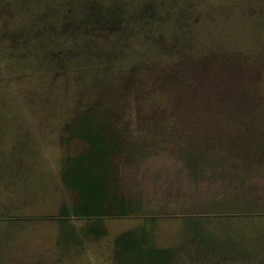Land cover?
<instances>
[{
    "label": "rangeland",
    "instance_id": "obj_1",
    "mask_svg": "<svg viewBox=\"0 0 264 264\" xmlns=\"http://www.w3.org/2000/svg\"><path fill=\"white\" fill-rule=\"evenodd\" d=\"M97 3L125 13L151 4L162 35L184 33L200 50H239L264 65V0H0V264H139L118 261L110 238L125 228L144 234L139 222L150 228L154 219L157 231L148 237L170 250L164 264H217L208 252L226 255L219 264H257L254 258H264V116L247 134L242 120L236 128L225 121L213 126L205 117L202 132L190 124L150 125L134 111L124 119L128 150L119 175L133 219H108L110 230L100 240L83 230L66 240L59 215L72 200L60 171L67 156L86 146L66 131L76 114V80L54 77L52 65L37 58L45 46L73 49L79 41L64 47L61 32L69 18ZM134 27L139 38L150 37L148 28ZM130 46L116 48L120 58L143 50L136 45L129 54ZM218 73L209 71L208 96L229 87ZM262 74L260 102L264 67ZM237 142L241 148L233 147Z\"/></svg>",
    "mask_w": 264,
    "mask_h": 264
},
{
    "label": "trees",
    "instance_id": "obj_2",
    "mask_svg": "<svg viewBox=\"0 0 264 264\" xmlns=\"http://www.w3.org/2000/svg\"><path fill=\"white\" fill-rule=\"evenodd\" d=\"M153 7L136 4L131 13H125L122 7L88 4L84 11L68 19L64 34L61 32L59 36L64 47L66 41L78 40L73 49L64 52L63 48L54 49L55 45L45 46L41 49L42 57L37 58L52 65L54 77L66 75L76 80V114L66 131L86 146L78 154L67 156L62 165L61 182L72 201L61 206L59 219L65 220L62 225L66 228L72 219L85 222L83 231L97 239L106 234L104 219L130 218L134 212L119 180L120 165L128 150L129 123L125 117L130 118L135 111L137 117L150 121V125L167 122L178 128L184 124L191 125V131L202 132V123H207L205 117H212L213 126H218L215 122L223 125L225 121L236 128L242 120L248 134L264 116L261 105L264 102H260L263 64L239 50H200L184 33L162 35V29H157L160 22H155L158 13ZM126 17L132 20L127 22ZM134 26L148 28L150 37L139 38ZM126 42L131 45L129 54L136 51V45L143 48L139 53L134 52L136 58H120L116 48ZM212 68H219L220 79L229 78L228 92L216 90L206 95ZM221 101L224 104L226 101L228 108ZM256 102L260 104L258 107ZM185 109L190 111L192 119L186 118ZM231 118L235 119L231 122ZM233 147L241 148V143ZM254 147L263 152L260 144ZM131 231L115 240L118 261L135 260L144 264L149 260V264H164L171 259L169 249L155 248L146 233L135 235ZM70 235L71 232L65 236L66 240Z\"/></svg>",
    "mask_w": 264,
    "mask_h": 264
},
{
    "label": "crops",
    "instance_id": "obj_3",
    "mask_svg": "<svg viewBox=\"0 0 264 264\" xmlns=\"http://www.w3.org/2000/svg\"><path fill=\"white\" fill-rule=\"evenodd\" d=\"M131 218V217H130ZM130 218H119V219H130ZM115 219H118V218H115ZM131 219H133V218H131ZM108 219H104V221H103V224L106 226V228H107V230L109 229L110 230V224H108V221H107ZM79 221V220H78ZM153 222H151L150 223V228H152V229H150V228H147L146 227V224L147 223H145V222H143V221H141V222H139L140 224H141V227H145V233L149 236V235H154L155 234V232L157 231V229L155 230V226L157 225H155V219L154 220H152ZM73 222H74V220L73 221H70L69 220V224H70V227H67V228H64V230H67V233L65 234V236H67L68 235V233L69 232H71V233H73V231L74 230H85L84 229V227H83V225H84V223L85 222H83L82 221V225H81V227H79V226H73ZM108 224V225H107ZM149 225V224H148ZM63 230V229H62ZM69 230H71V231H69ZM121 231H122V229H120ZM127 230H130V229H127V228H125V229H123V233H124V231L125 232H127ZM120 235V234H119ZM119 235H114V236H112V238H110V240H112V245H115V240L117 239V237L119 236ZM106 236V234L104 235V236H102V237H100V238H96L97 240H100L101 238H103V237H105ZM149 239H150V242H151V244L152 245H156L157 246V248H159V249H161V248H164L162 245H160L159 244V241L158 240H153V239H151L150 237H149ZM112 247H114V246H112ZM156 248V247H155ZM114 250H115V248H114ZM113 250V251H114Z\"/></svg>",
    "mask_w": 264,
    "mask_h": 264
},
{
    "label": "flooded vegetation",
    "instance_id": "obj_4",
    "mask_svg": "<svg viewBox=\"0 0 264 264\" xmlns=\"http://www.w3.org/2000/svg\"><path fill=\"white\" fill-rule=\"evenodd\" d=\"M208 254H210L211 258H210V257H209V258H210L211 260H216V261H217V262H215V263H217V264H219V262H220L221 260H225L224 257H226V255H225L224 253L221 254V253H218V252H217L215 255H214L213 253H209V252H208ZM215 256H216V257H215ZM230 257H231V256H230ZM209 258H208V259H209ZM231 258L234 259V260L236 259L234 256H232ZM254 259H255L254 261H255L257 264H264V258H254ZM241 261H242V260H241Z\"/></svg>",
    "mask_w": 264,
    "mask_h": 264
}]
</instances>
